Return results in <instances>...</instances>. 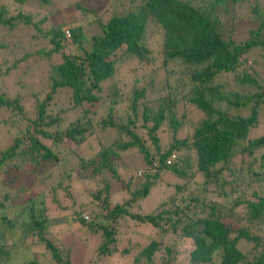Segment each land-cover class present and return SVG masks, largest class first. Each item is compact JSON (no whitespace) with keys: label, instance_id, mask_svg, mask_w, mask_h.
I'll use <instances>...</instances> for the list:
<instances>
[{"label":"trees","instance_id":"obj_1","mask_svg":"<svg viewBox=\"0 0 264 264\" xmlns=\"http://www.w3.org/2000/svg\"><path fill=\"white\" fill-rule=\"evenodd\" d=\"M11 1L16 14L0 8L4 35L33 16L20 8L33 0ZM101 1L97 10L81 7L89 12L84 25L63 28L67 20L38 29L47 38L48 47L36 53L50 64L46 90L0 92L7 118L25 122L0 149V264H12L18 248L31 243L43 246L50 264H72L69 249L50 239L46 212V201L57 203L54 193L69 175L95 185L91 205L78 203L68 217L100 238L90 264H264V185L249 196L245 190L264 181V130L250 133L264 110V0ZM240 9L249 15L243 22ZM126 66L133 75L121 72ZM137 66L149 69L137 75ZM60 89L69 91L66 107L55 105ZM29 97L35 117L22 114ZM69 108L77 111L64 121ZM97 129L111 131L112 140L59 172L62 151L70 156L83 144L91 147L87 139H97ZM128 154L139 164L127 165ZM21 175L28 182L16 185ZM164 175L173 194L143 211L140 200ZM54 176L47 193L32 191L33 181ZM113 183L125 192L115 203ZM14 192L27 196L14 203ZM16 227L14 237L7 230ZM20 264L39 262L31 257Z\"/></svg>","mask_w":264,"mask_h":264},{"label":"rangeland","instance_id":"obj_2","mask_svg":"<svg viewBox=\"0 0 264 264\" xmlns=\"http://www.w3.org/2000/svg\"><path fill=\"white\" fill-rule=\"evenodd\" d=\"M102 3L103 2L101 0H45V2L40 3L38 0H33L30 4H25L23 7H20L21 10L23 9L25 12L30 11L31 14H33L30 24L22 25L18 23L14 29L10 30L9 33H6L5 35V30H3L4 28L2 26L0 27V39L2 38V42L6 44L5 48L0 51V92L4 95H16L25 94L26 91L24 90L26 88H31L32 90L37 88H45L46 90L50 83V64L43 61V58H37L36 55L37 50L40 49V47H48L47 45L45 46V44H47V38L43 39L41 32L48 30L51 24L62 23L67 20L71 23L64 24L63 28L71 27V24L84 25L86 23L85 21L89 19V12L85 11L81 7L86 9L94 8V10H97L98 7L102 6ZM16 6L17 5H15L11 0H0V8L4 7L6 16L16 14L18 10ZM238 12H240V22H243V18L249 17L245 9H240ZM68 16L71 17L72 20L66 18ZM34 24H36L38 28H36ZM87 27L89 29L88 34H90L95 29L94 24L88 25ZM38 29H40L41 32L38 31ZM152 36H150L148 39L147 45L149 49L155 51L158 48V44L155 40L156 36L153 40ZM23 55H25V57H22ZM14 60H18L17 65L11 66ZM129 64H132V68L136 66L135 61H131ZM243 66L247 67L248 65L245 64ZM253 67L258 70L260 74V68L258 69V65L256 66L255 64ZM148 69L149 66H137L135 73H137V75L145 73ZM121 72L125 75H133L134 73L128 66H126V68H122ZM23 91L25 93H23ZM54 102L57 107L68 106L70 103L69 91L66 89L57 90L54 94ZM25 105H27V108L25 107L26 111L22 113L23 116L35 117V101L30 97L25 98ZM74 111H77V109L69 108L65 110L62 114L64 121L70 119ZM6 115V111L0 108V149L11 141L12 136L17 133L18 128L23 130L25 124L24 121L18 119L20 116L17 117L16 120H13L15 117H13L11 120V118H7ZM3 119H6L8 122L14 121L12 122L14 125H8V122L7 124L3 123ZM259 121L260 122L257 127L250 130L251 134L258 135L263 132L264 110L259 115ZM96 135L98 136V141L96 138H93V136L92 138L87 139L88 142L90 141L89 143L91 144V147H86V145L83 144L82 150L77 148L75 152L68 153L71 154L70 156H66V151L63 150L60 155L62 158H64V160L59 163V172H67L68 168L75 166L78 163L79 157L87 154L90 156L99 142L104 145L110 142L113 138V133L111 131H100L97 129ZM124 158L127 165L136 166L139 164V160L133 157L132 154H128ZM239 161L238 159L235 160L234 164H232L233 169L238 168L240 163ZM262 165L261 171L264 172V159L262 160ZM44 171V168L40 169V171L39 169L36 170L38 174L39 172L41 174ZM226 172V170H223V173L226 174ZM238 175L240 180L244 179V184L247 183L246 176L240 173H238ZM165 177L167 176L164 175L162 177L163 181H160L157 187L153 188L145 198L140 200V206L143 211H149V209L166 194H173V181H171V183L169 180H167L169 182L164 181ZM56 180L57 178L54 176L52 179L47 178L44 184H41L38 181H33L32 185L34 186V189L32 191L39 192L43 190L45 193H47L49 186L51 184H56ZM20 181H25L27 183L28 179L25 177V175H21L20 179L16 181V185ZM60 185L61 186H59V188L54 193L57 203L49 201V199L46 201V212L49 220V237L59 246L69 249V259L72 264H90L94 258L95 249L100 242V238L98 234L92 233L90 229L70 223L68 217L71 211L77 207L78 203L91 205L89 195L90 192L94 191L95 185L91 181L79 180L74 178L72 175L63 177ZM262 185H264L263 180H260L257 184L254 182L246 184V195L249 196V192L253 187L259 188ZM65 188L67 192H69V195L65 193ZM111 191L112 203L120 201V199L125 196V192L119 189L115 183L112 184ZM26 196L27 195L24 192H14L12 201L14 203H20ZM211 199H216V196L213 195ZM82 213H87V211ZM7 231L12 235L16 233L14 237H16L17 233L19 232L17 227L16 229ZM1 233L5 234L6 230L2 229ZM128 234L132 236L133 240H144V238L140 237L139 234ZM11 240L12 238H9V241ZM31 257H35L39 264H50L48 253L44 252L43 246L34 243L28 244L26 246H20L16 254H14V261H12V264H20V261Z\"/></svg>","mask_w":264,"mask_h":264},{"label":"built area","instance_id":"obj_3","mask_svg":"<svg viewBox=\"0 0 264 264\" xmlns=\"http://www.w3.org/2000/svg\"><path fill=\"white\" fill-rule=\"evenodd\" d=\"M65 32H66V36H68L69 35L68 32L67 31H65ZM82 218L87 219L88 218V215L85 214V213H83L82 214Z\"/></svg>","mask_w":264,"mask_h":264}]
</instances>
